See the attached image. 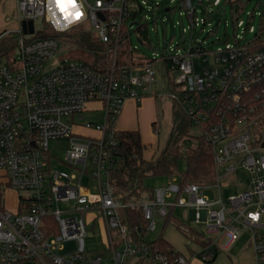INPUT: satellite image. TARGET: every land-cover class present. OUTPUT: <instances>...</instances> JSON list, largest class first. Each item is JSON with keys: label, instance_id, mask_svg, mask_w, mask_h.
<instances>
[{"label": "built area", "instance_id": "2783aa9c", "mask_svg": "<svg viewBox=\"0 0 264 264\" xmlns=\"http://www.w3.org/2000/svg\"><path fill=\"white\" fill-rule=\"evenodd\" d=\"M77 5L82 16L59 31L50 19H60L62 27L64 14L51 0H17L14 56L8 65L0 64V264H187L181 254L161 253L145 240L155 231L156 218L173 217L175 208L189 210L193 221L203 225L207 244L196 251L202 262L226 248L219 246L222 240L225 246L235 243L245 228L252 234L255 264H264V47L235 36L234 43L212 53L211 65L203 58L210 51L204 53L199 69L193 57L202 54L178 48L162 53L171 61L178 91L169 92L170 98L212 148L214 182L198 186L173 177L154 189L147 203L133 196L128 200L113 194L108 180L115 123L127 100L140 103L154 95L156 84L161 86L155 68L160 58L139 68L116 69L123 21L134 11L131 2L77 0ZM184 6L191 16V0ZM37 20L42 30H35ZM22 21L33 22L32 35L22 34ZM81 26L91 28L101 43H112L107 74L56 56L53 34ZM41 32L47 36H37ZM91 103L101 105L99 122H83ZM75 127L96 135H79ZM50 142L67 144L64 164L76 172L51 171ZM241 170L249 175L243 182ZM85 175L94 181L95 193L82 188ZM236 180L244 189L226 203L218 193ZM11 193L13 209L6 206ZM60 203L70 207L60 209ZM134 209L142 212L139 225L127 214ZM250 213H259V219L253 221ZM97 221L106 251L90 254L83 238L86 225ZM68 242L76 248L65 251Z\"/></svg>", "mask_w": 264, "mask_h": 264}, {"label": "rangeland", "instance_id": "374dc122", "mask_svg": "<svg viewBox=\"0 0 264 264\" xmlns=\"http://www.w3.org/2000/svg\"><path fill=\"white\" fill-rule=\"evenodd\" d=\"M165 1L170 2L169 6L172 8V10L168 13L161 12V8L158 6ZM177 1L178 0H133L131 2L133 10H138V4L141 5L143 9L141 14H138V20L142 23H147V39L144 41V44L137 42V36L133 30L130 33V39L134 49L133 57L137 58L141 56L145 58H158L162 53L167 55L177 47L181 50L184 49L187 52L190 47H194L200 43L203 47L210 51V53L205 55L203 58H206L209 65H211L213 61L212 53L218 51L219 49H224L226 44L234 43L235 36H238L239 38L242 37L243 42L251 41L253 33L249 31V28L253 27L255 29L257 27L259 13L264 12V0H249L244 6L234 27L231 23L230 11L228 7H226L223 12V8L221 6H213L209 4L208 0H203L202 2H198V0H191L192 6L195 9L194 25L191 26V22L187 17V12L176 5ZM14 11L15 0H0V33L2 31H6L12 33L11 35H16L19 24L14 19ZM251 14L254 16L253 19L250 18ZM203 19L205 20V24H203ZM240 22H242V24L238 26V23ZM247 23H249L250 26L246 30L245 25ZM34 28L36 31L42 30L43 28L41 22L38 20L35 21ZM57 43L58 49L56 51V56L59 58L66 56L72 57L74 55H72L71 52L75 50H77L76 52H80L77 48H72L70 51L66 50V46L63 45L62 41L58 40ZM82 52L85 53L84 50H82ZM103 58L108 59L104 52L99 53V61ZM0 60L2 61V64L7 62L6 57H2ZM73 60L75 62H82V58H73ZM193 61L197 69H199L200 56L194 55ZM159 67L160 65L157 63L155 68L158 69ZM157 80L161 83L160 87L158 84L154 87V96L157 101L150 98H147L146 100L145 98L147 105L143 106L144 108L138 113V115H136L135 112L134 114L136 116V121H138L137 118L141 119L140 127L144 138L148 142L152 143H155L156 141V134L149 129V127H151L150 120L153 118L152 114L154 115L152 122H157L159 118L161 122L164 121L168 132H159L158 139L159 144L161 145L164 142V136L167 138V135L169 134L170 109L173 100L170 98L169 91L165 87L164 81H162L159 74H157ZM137 108L139 109L140 105H137ZM156 108L159 109L160 115L158 114V116ZM150 111L151 115L147 116ZM130 113L129 119L130 117L134 118L132 111ZM82 115L84 117L83 122L89 120L92 122H99L102 118V113L100 111H88ZM84 133L85 131L83 134ZM200 135L201 131L197 127H191L188 130L189 145H195V139ZM49 150L50 153L48 155V159L52 172H76L73 169L71 171V168L64 164L67 150V144L65 142H50ZM186 167L187 164L185 160L179 159L177 163L178 172H184ZM239 173L241 174V182L249 176L248 173L243 170ZM167 182L168 178L166 177H146L143 182L145 190L142 191L141 197L136 200L142 203H147L149 194H151L154 189L166 186ZM81 186L83 189L89 190L91 193H95V183L89 176L85 175L83 177ZM243 189L244 188L239 181L236 180V185H232L228 189L223 188V190L219 191L218 194L221 195L223 201L227 203V198L229 196L236 195ZM6 206L9 209L14 206L12 193L9 195V202ZM58 206L60 209H63L66 207L69 208L70 204L60 203ZM62 216L66 217V214H63ZM173 217L175 220L172 219L171 221H167V223L164 221L168 220V218L165 220L162 218H156V229L153 233L146 235V242L152 243L161 236L173 247L175 251L180 252L182 256L186 257L187 264H209L202 262L196 252L207 244V241L202 238L205 237L203 225L195 223L191 217V212L189 210L185 211L184 208H175L173 211ZM87 219L88 217L86 216L85 220L87 221ZM183 228L194 231L199 236H193V240L187 232L182 231ZM240 233L241 236L238 241L231 245L225 246L227 243L226 240H222L220 242L219 246L226 248L219 250L216 259L210 264H255L252 246L250 245L252 234L245 228H240ZM83 240L85 249L90 254L106 251L104 235L100 229L98 221L95 224L88 223L86 225V235ZM199 246L201 247L199 248ZM75 248V242H68L64 244L65 251L74 250Z\"/></svg>", "mask_w": 264, "mask_h": 264}, {"label": "trees", "instance_id": "16d2710c", "mask_svg": "<svg viewBox=\"0 0 264 264\" xmlns=\"http://www.w3.org/2000/svg\"><path fill=\"white\" fill-rule=\"evenodd\" d=\"M129 1L132 2L133 0ZM184 1L185 0H178L176 5L186 11L188 19L190 18V20L194 22L195 9L192 6L193 11L191 16H189V11L186 10ZM202 1L203 0H198V2ZM215 1L216 0H208L209 4L213 6H221L223 12L226 7L229 8L231 23L232 26L235 27V23L239 19L244 6L249 0H219L217 3H215ZM169 4L170 2L168 1L159 4L158 6L161 8V12H170L172 8H170ZM142 9L141 5L138 4V10L132 11L128 18L123 21V30L120 34L115 59L116 69L123 67L139 68L146 63L153 64L156 62V59L153 58H145L141 56L137 58L133 57L134 49L130 39V33L132 30L137 36L138 43L144 44V41L147 39V23H142L138 20V14H141ZM166 10H168V12H166ZM258 17L259 21L257 27L252 32L253 38L251 41L255 47L261 48L264 47V12H260ZM250 18H254L253 14L250 15ZM130 23H135L132 28L129 27ZM203 24H205L204 19ZM193 25L194 24L191 26ZM245 26L247 30L250 25L247 23ZM37 36H47V34L41 32ZM53 36L57 41L59 40L63 42V45L66 46V50L70 51L72 48H77L80 51L76 52L77 50H75L71 52L72 55H74L72 56L74 59L82 58V63L100 71L102 74H107L109 72L110 58L107 54V49L112 46V43H101L98 41L91 28L81 26L65 33L53 34ZM249 42L245 43L249 44ZM14 50L15 37L9 35L0 44V59L6 57L7 62L5 64L8 65L14 56ZM82 50H84L85 53H83ZM182 50L185 51L184 49ZM188 51L191 54H202L200 57L204 56V53L209 52V50L203 47L200 43L194 47H190ZM102 52L107 55L108 59L103 58L99 61V53ZM159 58L160 67L157 70L162 81H164L165 87L169 92H178L173 83L174 77L170 75L171 70L169 64L171 61L164 55L162 56V54ZM0 64H2L1 60ZM136 104L139 105V103ZM171 124L172 127L164 148L159 151L156 157L151 159H145L143 157V152L146 147L141 141L138 130L116 131L114 136L116 141V151L113 153V165L108 172V180L113 194L117 196H126L128 200L130 199V196L140 198L142 191L145 190L143 182L146 177H166L168 179L175 177L179 183H191L198 186L211 185L214 182L212 148L204 141L201 135L196 137L195 145H189L188 130L194 125L184 114L180 105L175 101H172L171 105ZM152 127L153 130L157 132L156 123H153ZM181 150H185L184 156L180 154ZM179 159L185 160L187 164L186 170L182 173L178 172L177 168ZM127 214L130 221L133 222V225H139L142 223L140 209L128 210ZM172 219H174V217L168 218L165 223ZM182 231L187 232L193 240V236H199L194 231L188 229L183 228ZM153 244L157 246V250L161 253L181 254L180 252L175 251L161 236L158 237ZM217 255L207 263H213Z\"/></svg>", "mask_w": 264, "mask_h": 264}, {"label": "crops", "instance_id": "0c3cea01", "mask_svg": "<svg viewBox=\"0 0 264 264\" xmlns=\"http://www.w3.org/2000/svg\"><path fill=\"white\" fill-rule=\"evenodd\" d=\"M16 6H17V0H15V13H16ZM15 13H14V19H15ZM17 22V21H16ZM18 23V22H17ZM18 28H19V26H18ZM5 33H10V32H6V31H2L1 33H0V44H1V42L5 39V38H7L8 37V35H4ZM146 98V100H147V98H150V99H154L155 101H157V99H156V97L153 95V96H148V97H145ZM145 98H143L142 100H141V102L139 103V105H140V108L138 109L137 108V105H136V101H134V100H132V99H129V100H127L126 102H125V104H124V106H123V108H122V110L120 111V114H119V116H118V118H117V120H116V123H115V130L116 131H125V130H138L139 131V133H140V137H141V141H142V143L145 145V150H144V152H143V157L145 158V159H151V158H153V157H156L157 155H158V153H159V151L161 150V149H163L164 148V146H165V144H166V141H167V139H168V136H169V134L167 135V138H166V136H164V142L160 145L159 144V139H158V137H159V132L160 131H162V132H165V131H167L168 132V130H166V127H165V124H164V121H162L161 122V120H160V118L158 119V121L157 122H152V120H153V118H154V115L152 114V116H153V118H152V120H150L151 121V123L150 122H148V123H150L151 125V127H149V129L151 130V131H153V133L154 134H156L155 135V137H156V141H155V143H152V142H148L145 138H144V136H143V134H142V132H141V127H140V125H141V123H140V118H137V120L138 121H136V116H135V114H134V112L136 113V115H138V113L144 108L143 106L144 105H147V102L145 101ZM101 109V105H99V104H97V103H91V104H89L88 105V108H87V112L89 111H97V110H100ZM156 110H157V116H158V114H159V109L158 108H156ZM132 111V114H133V117L134 118H131L130 117V119H129V115L131 114L130 112ZM102 113V112H101ZM155 114V113H154ZM149 115H151V111L147 114V116H149ZM160 115V114H159ZM153 123H156V130H157V132H155L154 130H153V127H152V124ZM171 127H172V124H171V109H170V118H169V133H170V130H171ZM74 130H75V133H77V134H79V135H82V136H94V135H96V133L95 132H93V131H89V130H86V129H84L83 127H75L74 128ZM85 131V133L83 134V132ZM155 145V146H154ZM10 208H11V206H10ZM14 208V206H12V208L11 209H13ZM238 241V240H237ZM193 258H195V257H193ZM192 259V258H191ZM190 259V260H191Z\"/></svg>", "mask_w": 264, "mask_h": 264}, {"label": "clouds", "instance_id": "9594fccd", "mask_svg": "<svg viewBox=\"0 0 264 264\" xmlns=\"http://www.w3.org/2000/svg\"><path fill=\"white\" fill-rule=\"evenodd\" d=\"M53 6L58 9L61 13H63V26L61 27L60 19H50L53 27L59 31L66 30L75 20L76 15L79 14V17L82 16V12L80 11V7L76 4L73 6L71 3L67 2V0H51ZM250 218L253 221L259 219V213H250Z\"/></svg>", "mask_w": 264, "mask_h": 264}, {"label": "water", "instance_id": "95a60500", "mask_svg": "<svg viewBox=\"0 0 264 264\" xmlns=\"http://www.w3.org/2000/svg\"><path fill=\"white\" fill-rule=\"evenodd\" d=\"M166 12H168V10H166ZM134 24L135 23H132L130 26H133ZM20 26H21V31L23 35L33 34V22L32 21H22Z\"/></svg>", "mask_w": 264, "mask_h": 264}, {"label": "snow or ice", "instance_id": "6c2138e0", "mask_svg": "<svg viewBox=\"0 0 264 264\" xmlns=\"http://www.w3.org/2000/svg\"><path fill=\"white\" fill-rule=\"evenodd\" d=\"M67 2L71 3L73 6L77 4V0H67ZM79 18V14L76 15V19Z\"/></svg>", "mask_w": 264, "mask_h": 264}]
</instances>
